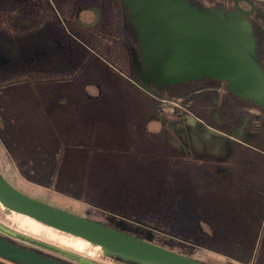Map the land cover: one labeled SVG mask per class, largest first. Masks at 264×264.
Returning <instances> with one entry per match:
<instances>
[{
    "label": "flooded vegetation",
    "instance_id": "obj_1",
    "mask_svg": "<svg viewBox=\"0 0 264 264\" xmlns=\"http://www.w3.org/2000/svg\"><path fill=\"white\" fill-rule=\"evenodd\" d=\"M185 1L200 10L236 13L246 20L264 71V0ZM140 45L124 0H0V93L32 95L34 88L38 103L45 100L48 110L69 106L68 97L71 106L99 110L100 102H92L102 96V84L91 73H116L120 78L127 91L121 97L133 109L132 124L139 123L133 139L136 167L145 164L149 171L168 177V183L150 213L128 216L102 210L115 223L86 218L170 250L166 241L200 249L203 236L230 235L228 226L216 233L208 210L193 208L182 193L180 198L168 193L169 180L176 175L192 190L230 197L238 193L264 227V108L234 95L225 81L209 77L142 88L134 81L140 76L133 64V54L141 61ZM22 79L28 88L22 87ZM91 84L95 93L87 89ZM61 162L56 167L65 173ZM8 235L0 232L18 246L65 264H80ZM0 264L17 263L0 257Z\"/></svg>",
    "mask_w": 264,
    "mask_h": 264
},
{
    "label": "rangeland",
    "instance_id": "obj_2",
    "mask_svg": "<svg viewBox=\"0 0 264 264\" xmlns=\"http://www.w3.org/2000/svg\"><path fill=\"white\" fill-rule=\"evenodd\" d=\"M91 74L102 84V96L92 102H100L99 110L71 106L70 97L66 101L69 106L64 103L48 110L45 100L39 106L34 88H31L32 95L19 91L10 95L0 93V172L20 192L82 217L115 223L102 210L128 216L138 211L150 213L159 205L168 177L159 171H149L145 164L137 169L133 139L139 123L132 124L133 109L121 97L127 91L120 78L116 73ZM21 82L22 87H27L23 79ZM87 89L95 93L92 84ZM79 102L85 103V100ZM25 138L29 142L27 150L22 141ZM53 155L61 156L66 169L65 173L58 174L56 170L50 177V166L43 168V164H49ZM181 179L174 175L169 180L168 193L179 198L182 193L193 208L200 205L208 210L216 233L228 226L231 235L203 236L200 249L175 241H166L167 247L207 264H251L250 253L259 235L242 234L247 227L256 229L258 219L256 214L251 215L253 212L249 214L246 198H238V193L230 197L201 188L192 190ZM0 232L72 262L127 264L104 255L98 246L81 238L26 216L6 213L1 206ZM257 256L260 257V250Z\"/></svg>",
    "mask_w": 264,
    "mask_h": 264
},
{
    "label": "water",
    "instance_id": "obj_3",
    "mask_svg": "<svg viewBox=\"0 0 264 264\" xmlns=\"http://www.w3.org/2000/svg\"><path fill=\"white\" fill-rule=\"evenodd\" d=\"M138 30L141 61L133 64L142 88L204 77L223 80L237 97L264 108V71L257 62L250 24L236 13L200 10L185 0H124ZM0 206L98 246L104 255L132 264H207L32 198L0 172ZM0 257L17 264H65L0 236Z\"/></svg>",
    "mask_w": 264,
    "mask_h": 264
},
{
    "label": "crops",
    "instance_id": "obj_4",
    "mask_svg": "<svg viewBox=\"0 0 264 264\" xmlns=\"http://www.w3.org/2000/svg\"><path fill=\"white\" fill-rule=\"evenodd\" d=\"M257 224V228L256 229H253L251 230V227H247L243 230V234L242 235H250V232L253 234V235H259L258 239L256 240L255 242V248L252 250L255 251L256 249V252L255 253H250V255L252 254L253 256V259H252V262L251 264H264V232H263V226H262V221L256 223ZM231 235V233H230ZM256 237V236H255ZM259 240V243L256 245L257 241ZM255 241V239H254ZM253 241V243H254ZM260 250V257L257 256V253L258 251ZM257 256V257H256ZM257 262V263H255Z\"/></svg>",
    "mask_w": 264,
    "mask_h": 264
},
{
    "label": "trees",
    "instance_id": "obj_5",
    "mask_svg": "<svg viewBox=\"0 0 264 264\" xmlns=\"http://www.w3.org/2000/svg\"><path fill=\"white\" fill-rule=\"evenodd\" d=\"M36 136V135H35ZM22 141H25V142H23V143H25V147H26V150L27 149H30L29 148V142H28V139H23ZM26 144H28L27 146H26ZM59 150V149H58ZM35 159H36V157H35ZM44 161H46V160H44ZM62 160H60V158H59V155H53L52 156V158L51 159H49V164L46 162V164H43V168L44 167H48V166H50V168H51V173L49 172V174H50V177L51 176H53V174L56 172V170L58 169L57 167H56V163L58 162L59 163V167H61L60 166V162H61ZM57 163V164H58ZM61 165H62V162H61ZM54 169H55V171H54ZM61 171V169L59 168L58 170H57V173H55V174H58L59 172ZM52 174V175H51ZM58 176V175H57Z\"/></svg>",
    "mask_w": 264,
    "mask_h": 264
},
{
    "label": "bare ground",
    "instance_id": "obj_6",
    "mask_svg": "<svg viewBox=\"0 0 264 264\" xmlns=\"http://www.w3.org/2000/svg\"><path fill=\"white\" fill-rule=\"evenodd\" d=\"M10 213H13V214H20V213H16V212H13V211H10ZM20 215H23V214H20ZM23 216H26V215H23ZM26 217H28V216H26ZM28 218H30V217H28ZM31 219H33V218H31ZM34 220V219H33ZM36 221V220H35ZM38 222V221H37ZM40 223V222H39ZM42 224V223H41ZM44 225V224H43ZM45 226H47V225H45ZM48 227H50V226H48ZM51 228H53V227H51ZM55 229V228H54ZM58 230V229H57ZM68 234V233H67ZM69 235H71V234H69ZM72 236H74V235H72ZM76 237V236H75ZM79 238V237H78ZM84 240V239H83ZM86 241V240H85ZM89 243V242H88Z\"/></svg>",
    "mask_w": 264,
    "mask_h": 264
}]
</instances>
